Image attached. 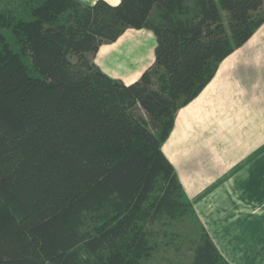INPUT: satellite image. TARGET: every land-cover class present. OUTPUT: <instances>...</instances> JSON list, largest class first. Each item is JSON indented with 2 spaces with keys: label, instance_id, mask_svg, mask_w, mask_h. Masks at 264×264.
<instances>
[{
  "label": "trees",
  "instance_id": "trees-1",
  "mask_svg": "<svg viewBox=\"0 0 264 264\" xmlns=\"http://www.w3.org/2000/svg\"><path fill=\"white\" fill-rule=\"evenodd\" d=\"M263 22L264 0H0V264H151L170 247L231 264L162 145ZM127 29L156 41L128 85L93 62Z\"/></svg>",
  "mask_w": 264,
  "mask_h": 264
},
{
  "label": "crops",
  "instance_id": "crops-1",
  "mask_svg": "<svg viewBox=\"0 0 264 264\" xmlns=\"http://www.w3.org/2000/svg\"><path fill=\"white\" fill-rule=\"evenodd\" d=\"M155 45L151 31L127 29L93 60L128 85L153 63ZM162 151L220 254L264 264V22L177 111Z\"/></svg>",
  "mask_w": 264,
  "mask_h": 264
},
{
  "label": "rangeland",
  "instance_id": "rangeland-1",
  "mask_svg": "<svg viewBox=\"0 0 264 264\" xmlns=\"http://www.w3.org/2000/svg\"><path fill=\"white\" fill-rule=\"evenodd\" d=\"M225 25H227V23ZM93 58H94V56H93ZM93 62H94V60H93ZM87 222L88 221L86 219L85 224ZM182 247L184 248L185 244H183ZM182 250L180 252H177V251H175L174 247H170L169 249H167V251L164 252L163 249H160L159 252L156 254V257L154 258V260L152 261L151 264H178V261H179L178 259L183 256ZM187 254H188V252H187ZM186 263H187V260L183 262V264H186Z\"/></svg>",
  "mask_w": 264,
  "mask_h": 264
}]
</instances>
